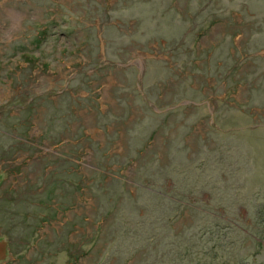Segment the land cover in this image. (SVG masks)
I'll return each mask as SVG.
<instances>
[{
  "label": "rangeland",
  "instance_id": "rangeland-1",
  "mask_svg": "<svg viewBox=\"0 0 264 264\" xmlns=\"http://www.w3.org/2000/svg\"><path fill=\"white\" fill-rule=\"evenodd\" d=\"M257 252L264 0H0V264Z\"/></svg>",
  "mask_w": 264,
  "mask_h": 264
},
{
  "label": "trees",
  "instance_id": "trees-1",
  "mask_svg": "<svg viewBox=\"0 0 264 264\" xmlns=\"http://www.w3.org/2000/svg\"><path fill=\"white\" fill-rule=\"evenodd\" d=\"M69 27V29L72 27L71 25H69L68 26ZM73 28V27H72ZM69 29H67V30H69ZM42 34L44 33V31H42L41 32ZM67 34H69L71 37H73L72 35L74 34V30L73 29H71L70 31H68V33ZM40 38V37H39ZM38 41V40H37ZM260 253L259 252H257V257H255V260H256V264H264V259L263 258H260L258 255H259Z\"/></svg>",
  "mask_w": 264,
  "mask_h": 264
}]
</instances>
